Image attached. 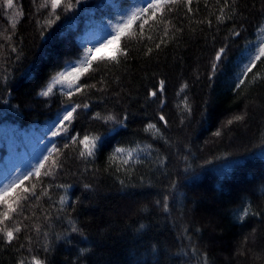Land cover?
<instances>
[{
  "label": "trees",
  "instance_id": "16d2710c",
  "mask_svg": "<svg viewBox=\"0 0 264 264\" xmlns=\"http://www.w3.org/2000/svg\"><path fill=\"white\" fill-rule=\"evenodd\" d=\"M41 2L14 0L8 10L0 6V33L12 35L8 43L0 40V189L23 177L55 143L63 168L54 179L43 180L70 186L69 199L66 211L57 212L65 190L53 187L52 200L41 201L53 216L46 229L51 251L43 250L44 237L38 242L31 222L24 221L29 229L22 228L12 244L0 236V264L30 258L28 247L46 264H264V79L259 78L264 77V58L235 87L264 24V0H238L235 14L226 10L232 18L222 23L216 19V0H207L208 7L205 0H193L192 12L175 6L165 14L172 26L159 49L155 44L166 25L150 29L149 21L140 35L134 24L119 41L127 58L93 65L97 71L89 82L103 80L98 87L104 90L73 96L81 103L87 99L91 107L78 111L69 135L101 137L95 157L87 159L79 158V146L64 148L66 138L52 136L67 98L56 89L49 97L39 93L57 72L83 57L87 31L105 22L116 29L145 0L73 2L71 10H58L61 18L51 27L45 23L50 8H40ZM16 11L23 15L15 16ZM10 17L17 21L14 34ZM225 45L226 58L213 75L215 52ZM13 46L17 51H11ZM96 112L126 115V126L110 132L111 124L91 118ZM149 123L160 135L145 131ZM138 146L146 148L140 162L121 165L109 159L116 147ZM34 182L30 178L23 186ZM40 187L37 182L38 192ZM41 208L28 209L41 217L36 223H43ZM244 208L249 214L242 217ZM68 220L83 233L68 236L71 243L56 239L69 229Z\"/></svg>",
  "mask_w": 264,
  "mask_h": 264
},
{
  "label": "snow or ice",
  "instance_id": "6c2138e0",
  "mask_svg": "<svg viewBox=\"0 0 264 264\" xmlns=\"http://www.w3.org/2000/svg\"><path fill=\"white\" fill-rule=\"evenodd\" d=\"M73 2L76 5L82 3V0H42L39 7L42 9L50 8L48 13L49 19L46 20V25L51 27L57 20L61 18L60 11L67 12L73 8ZM199 0H197V3ZM238 0H216V3L220 5L219 15L216 19L218 23H222L225 19H231L232 15H228V12L235 14V5ZM193 0H145L143 6L133 8L126 16L122 17L121 23L116 26L115 35L111 36V39H108L106 42H100L99 47L88 48L85 50L83 57L75 63L69 64L65 67L64 70L59 71L51 79V82L47 85L46 89L41 91L39 95L43 97H49L50 95H55L54 89L60 92V94L67 98L68 103L64 104L61 112L59 113V119H57L52 127L55 131L52 132V136H60L61 138H66L64 142V148H68L71 145L79 146L80 150L78 156L81 159H87L88 157H95L96 152L100 146L101 137L99 135H84L82 138L79 134L69 135V128L73 121L76 118V114L79 110H88L91 107V104L86 99L84 102H77L73 100V96L79 94L80 96H88L93 90L94 91H103V87H98V85H103L104 81L99 80L96 83L89 82L94 77L91 75L97 71V68H94V63L104 64L105 61H115L119 63L118 56L123 55L127 58V51L122 50L119 47H116L113 51V54L110 57L96 56L94 53L100 51V48L108 47V45L118 44L122 36H126L130 33L133 25H136L137 31L140 35L145 33V25H149V21L152 23L149 25L151 29L157 25H166L163 28V35L160 37V42L155 44V48L159 49L162 44L165 43L164 37L170 35L169 27L172 26V21L166 18V13H171L176 10L175 6L183 5L187 8L188 12H192L193 8L191 7ZM0 6H3L4 9H13L14 0H0ZM205 6L208 7L207 0H205ZM21 11H16L15 16H22ZM11 27L14 30L16 28L17 21L10 17ZM203 22V21H201ZM211 25V21L208 22ZM180 31V29H176ZM7 31V30H5ZM258 35L256 40V46L254 49H249L250 59L249 62L244 66L243 78L238 79L235 87L240 88L241 85L245 83V78H247L248 73L252 72V69L256 67L258 61H261L264 58V24H261L258 27ZM232 35L235 37L241 36L239 31H233ZM149 41L152 40V36H148ZM0 40H4L5 43H8L12 40V35H4L0 33ZM249 44H252L253 41H249ZM0 48H4V44H0ZM11 51H17L16 47H12ZM152 48H147V53L150 54ZM227 45L220 47L214 56L212 63V74L214 75L219 67L221 66L222 60L226 58ZM87 76V79H84ZM258 78L257 74H254L252 79L255 81ZM264 79V77H259ZM59 86V88H57ZM161 90H163V81H161ZM152 95L155 97L156 93L153 92ZM185 107L188 108L187 100L183 101ZM190 111V109H188ZM94 120H100L104 124H111L112 127L109 129L110 132H116L117 128L125 127V121L127 116L118 117L114 114H102L101 112H96L91 117ZM160 120L164 122V125L167 126L168 122L163 115H160ZM243 116H237L236 120H243ZM229 124L232 121L228 122ZM151 130L155 135H160L159 129L156 125L149 123L145 131ZM215 135L219 136L220 132H216ZM146 147H150L146 146ZM146 148L136 147V148H123L116 147L114 152L109 157L110 161L120 160L121 165L129 164V161L140 162V154L144 153ZM45 151L48 152V155L42 156L41 161L38 162L36 166L30 169L23 177L19 178L16 181H13L10 185L4 186L0 189V236L3 237V240L7 244H12V242L18 239L19 234L22 231V228L27 231L29 225L25 224L24 221L31 222V228L37 234V241L39 242L40 236L44 237L45 243L43 245V250L45 252L51 251V246L47 243L49 236L51 235L49 230L51 229L50 221L53 220L52 214L48 211L41 208V201L44 197H47L49 201L52 200V196L49 192L50 188H60L65 190L64 195L59 197L60 207L56 209L57 212L66 211L65 205L68 203L69 196L67 194V188L70 186L64 184H45L43 177H52L55 178L57 170H62L63 161L56 158L55 153H60L63 155L60 148L56 147V144L53 143L51 150L47 147ZM50 161V163H49ZM48 165L46 167L45 165ZM119 170V168L117 169ZM35 178L34 183L30 187L23 186L25 180L30 178ZM37 182L41 185L39 192L37 191ZM86 189L90 188V185L84 186ZM175 185H173V188ZM19 189V192L17 191ZM168 198L167 196L164 199L163 208L164 211H168ZM55 203V201L53 202ZM75 203V201H73ZM157 203H160L159 201ZM51 207V205H50ZM41 208V213L43 216V223H36L35 221L40 220V216L37 215L35 210L31 213L28 212V209ZM249 214V209L244 208L241 210V216H247ZM59 219V216L55 217ZM69 229L65 230L64 234L57 235L56 239H64L66 242L71 243L70 240H67V237L73 233L78 235H83L81 229L77 226L75 221L68 220ZM143 228V225L140 226ZM86 239V237H85ZM28 245L33 243L31 235L27 237ZM21 248H24L25 245H20ZM27 251L30 258H25L20 260L19 264H46L45 260L38 258L36 255H32V248L28 247ZM86 249H81V253L85 252ZM195 251V250H193ZM206 264V260H205Z\"/></svg>",
  "mask_w": 264,
  "mask_h": 264
},
{
  "label": "rangeland",
  "instance_id": "374dc122",
  "mask_svg": "<svg viewBox=\"0 0 264 264\" xmlns=\"http://www.w3.org/2000/svg\"><path fill=\"white\" fill-rule=\"evenodd\" d=\"M111 24V22H105L94 27L92 36H95L96 38L92 40V44H90L88 48L99 47L100 42H106L108 39H111V36L115 35L116 29L112 27ZM116 47H119V42L118 44L108 45V47L100 48V51L95 52L94 54L96 56L110 57ZM26 145H29L28 141Z\"/></svg>",
  "mask_w": 264,
  "mask_h": 264
}]
</instances>
